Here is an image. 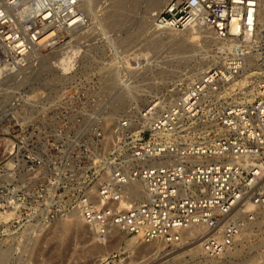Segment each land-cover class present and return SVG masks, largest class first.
<instances>
[{"label": "built area", "instance_id": "obj_1", "mask_svg": "<svg viewBox=\"0 0 264 264\" xmlns=\"http://www.w3.org/2000/svg\"><path fill=\"white\" fill-rule=\"evenodd\" d=\"M80 3L0 0V80L88 27ZM152 21L204 27L233 48L219 50L218 62L166 105L154 99L108 123L94 75L39 99L16 91L0 128V246L76 214L103 241L119 231L180 243L198 225L204 257L214 260L256 222L264 209V0H168ZM249 57L257 75L242 83Z\"/></svg>", "mask_w": 264, "mask_h": 264}, {"label": "rangeland", "instance_id": "obj_2", "mask_svg": "<svg viewBox=\"0 0 264 264\" xmlns=\"http://www.w3.org/2000/svg\"><path fill=\"white\" fill-rule=\"evenodd\" d=\"M167 2L83 0L88 27L65 33L68 44L55 52H41L36 65L0 84V128L6 124L3 121L19 89L39 99L62 85L81 84L91 75L101 83L99 95L108 112L107 123L131 107L141 109L154 99H162L166 105L176 98L198 67L203 65L201 71H206L218 62L225 41L220 44L204 27L156 30L152 15L159 11L155 10L159 4L162 9ZM246 78L249 74L243 78L247 82ZM73 218L75 225L63 230L61 225ZM87 228L76 217L57 219L32 238L0 246V264H100L113 253L118 254L116 264H264V210L255 223L247 224L231 252L214 260L204 257L201 246L190 250L200 245L196 239L200 231L180 243L162 245L161 241L146 243L138 238L130 243L133 237L127 236L112 246L119 234L112 235L107 245L92 238Z\"/></svg>", "mask_w": 264, "mask_h": 264}, {"label": "bare ground", "instance_id": "obj_3", "mask_svg": "<svg viewBox=\"0 0 264 264\" xmlns=\"http://www.w3.org/2000/svg\"><path fill=\"white\" fill-rule=\"evenodd\" d=\"M82 2H83V0H81V3H80V8L82 9ZM160 6H161V4H159ZM158 5V8H156L155 10H160L161 9V7ZM83 10V9H82ZM83 12H84V10H83ZM84 14H85V12H84ZM85 17H86V14H85ZM153 23V22H152ZM153 26H154V23H153ZM155 27V26H154ZM200 28H202V27H195V26H191V27H188V28H186L185 30H187V31H194V30H196V29H200ZM155 29L156 30H158L159 28H157V27H155ZM159 30H162V32H164L163 30H168V31H180V30H173V29H159ZM198 31V30H197ZM158 32V31H157ZM208 32L210 33V34H212V35H214L211 31H209L208 30ZM75 34V33H74ZM223 41H225V40H223ZM224 43V42H223ZM68 44V43H67ZM237 44H234V46H236ZM61 47H63V46H61ZM60 47V48H61ZM223 47L224 48H226V49H232L233 48V45H232V43H229L228 41H225V43H224V45H223ZM223 47H221V48H223ZM220 48V47H219ZM59 49V48H58ZM58 49H44V50H41V51H39L37 54H36V58H37V56H39V54L41 53V52H43V51H52V52H55L56 50H58ZM75 50L73 49L72 50V52H74ZM70 51H68V52H66L65 54V56H67V55H69L70 53H69ZM72 54V53H71ZM71 56V55H70ZM66 58H68V57H66ZM215 57H213V59H214ZM64 61V60H63ZM34 65V64H33ZM202 67H198L197 68V71L198 72H196V73H194L193 75H191L189 78H188V80H190V82L191 81H193L194 79H196V77H198V76H200V74H202L204 71H201V70H203V65H201ZM32 67V64H30L27 68H25V69H20V70H17L14 74H12V75H9V76H6V77H3L1 80H0V84L3 82H7L11 77H18V75H20L21 73H23L25 70H27V69H29V68H31ZM257 69H258V67H257V65H256V62H255V60L251 57H249L248 58V60H247V66H246V70H245V72L243 73V74H241V76H240V78H241V82L242 83H245L246 81L243 79L244 77H246L248 74H249V78H246V80H247V82H250V80H252V79H254V77L257 75ZM196 70V69H195ZM205 70V69H204ZM110 83V82H109ZM107 87V86H106ZM126 94V93H125ZM178 95V94H177ZM122 97V96H121ZM128 97H129V95H128ZM130 97H132V96H130ZM134 97V96H133ZM120 98V97H119ZM124 98V97H123ZM122 98V99H123ZM125 98H126V96H125ZM121 99V100H122ZM127 99V98H126ZM125 99V100H126ZM130 99V98H129ZM124 100V99H123ZM131 100H132V98H131ZM123 102V101H122ZM126 102V101H125ZM129 102V101H128ZM116 105V104H115ZM162 106H164V105H162ZM120 108V107H119ZM111 116V115H110ZM262 209V208H261ZM262 210H264V209H262ZM69 217H76V219L78 220V222L79 223H81V225L82 226H84V227H88L85 223H84V221H83V219L79 216V215H76V214H74V215H71V216H69ZM59 225V224H58ZM73 225H75V221H74V218H73V220L71 219L70 221H66V222H64L62 225H61V227L63 226V230H68V229H70ZM60 226V225H59ZM88 230H90L91 231V229L88 227L87 228ZM202 230V227H199L198 225H192L190 228H188V229H186V230H184L183 231V233H182V237H181V239H186V238H191V237H193V236H196V233L197 232H199V231H201ZM91 234H92V238H94V239H96V238H99L93 231H91ZM114 234H119V236H117V239L115 240V242L116 243H114V242H111V243H113L112 244V246H114L115 244H119L120 242H122L123 240H125L126 239V237H127V235L126 234H124V233H122V232H119V231H114L113 232V234L112 235H114ZM240 237V235H238L237 236V238H239ZM100 239V238H99ZM137 238L136 237H133L131 240H129V242L130 243H133L135 240H136ZM157 241H161V240H157ZM156 241V242H157ZM162 242V245H167L168 243H166V242H164V241H161ZM101 243H103V244H107V245H109V243H108V241H101ZM201 246V244L199 245V243H198V245L196 244L194 247L192 246L191 247V249L190 250H194L196 247H200ZM109 255V254H108ZM104 258V257H103ZM105 260V259H104Z\"/></svg>", "mask_w": 264, "mask_h": 264}]
</instances>
